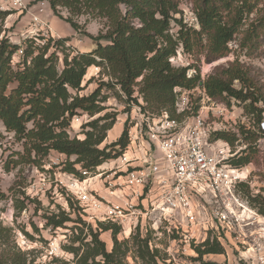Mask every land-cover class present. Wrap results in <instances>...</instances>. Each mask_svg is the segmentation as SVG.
I'll return each mask as SVG.
<instances>
[{
  "label": "trees",
  "instance_id": "trees-1",
  "mask_svg": "<svg viewBox=\"0 0 264 264\" xmlns=\"http://www.w3.org/2000/svg\"><path fill=\"white\" fill-rule=\"evenodd\" d=\"M40 1H46L54 14H58L57 8L66 9L69 17L59 18L76 34L81 33V27L74 18L81 16L102 21L105 33L94 37L97 42L94 50L74 54L69 47H64L68 39L53 42L41 37L27 38L21 44L23 55L19 63L12 66V57L20 45L11 43L3 34V24L11 13L0 10V124L6 133L13 134L12 139L21 147V151L10 155L9 163L5 162V171L9 170V164L12 168L35 166L42 170L54 153L66 158L60 164L63 172L83 179L81 171L94 172L109 160H115L129 142L125 126L116 141L99 148L116 123L115 113H105L103 103L107 97L102 94L103 89L115 91L118 87L128 106L136 102L137 89L144 104L139 105L141 112L151 115L165 112L174 119V89L189 91L202 82L198 69L188 76L190 67L171 65V58L179 47L194 57L203 55L207 63L226 57L233 42H238V48L245 49L249 57L264 47V13L258 10L262 0H188L193 5L198 30L188 29L174 19V15L179 14L175 0ZM172 21L179 25L175 38L169 34ZM101 40L108 44L102 45ZM51 48L55 50L51 52ZM58 50L63 56L61 70H58ZM93 67L98 68L107 81L100 80L92 92L81 95L93 81V78L85 81L87 71ZM202 88L213 101L226 105L231 101L240 102L244 114L254 119L257 133L264 136V131L259 130L264 114V91L238 59L226 67H217L203 81ZM116 96L120 98L119 93ZM79 115L91 118L99 115L84 123L83 139L69 134L72 119ZM214 136L216 141L223 140L231 146L237 140L224 133H214ZM240 137L244 142L249 141L243 131ZM3 138L0 132V142ZM71 157H75L73 162L69 161ZM255 157V150L246 147L229 163L235 168H243ZM238 192L264 216V199L250 197L244 184ZM69 199L72 201L71 197ZM27 201L28 198L15 200L18 213L26 208ZM68 206L69 211L73 209L70 202ZM43 218L45 226L53 230L63 228L67 223L73 225L70 228L71 245L65 250L73 255L74 264H128L129 254L134 262L141 264L164 261L157 249H150L149 236L140 237L136 232L130 235L129 242H119L117 236L121 227L116 224L106 222L93 226L82 221L79 215L72 219L71 214L64 211L46 214ZM4 232L0 227V264H20L12 253L2 249ZM105 232L111 234L110 251L100 240V233ZM191 247L196 255L193 261L200 264H214L202 259L224 253L222 245L210 236Z\"/></svg>",
  "mask_w": 264,
  "mask_h": 264
},
{
  "label": "rangeland",
  "instance_id": "rangeland-1",
  "mask_svg": "<svg viewBox=\"0 0 264 264\" xmlns=\"http://www.w3.org/2000/svg\"><path fill=\"white\" fill-rule=\"evenodd\" d=\"M175 1L178 3L179 14L174 15V19L181 21L188 29L198 30L199 27L197 25L192 3L188 0ZM27 8H29V6ZM121 9L124 10V7H121ZM258 10L264 13V0L261 1ZM48 11L55 17L50 23L48 20V24L51 26L54 21L58 19L61 20L59 17L63 19L69 17L68 11L64 8H57L58 14L52 13L50 8ZM22 16H28L26 11H24ZM61 21L64 22L63 20ZM74 21L81 27V33H75L77 36L66 38L54 33L56 38L52 41L68 39L69 41L65 43L64 47H69L71 51H73V54L76 52L88 53L94 50L97 46L94 37L104 35L105 33L103 22L98 19H91L89 16L77 17L74 18ZM5 22L2 27L3 34L9 39V41L23 42L28 37L27 32L24 34L21 31L18 34L16 33L14 28L18 22L12 23L13 25L9 26V28H5ZM178 27L179 25L176 22H171L169 34L174 38L179 29ZM57 35L59 38H57ZM100 43L102 45L108 44L106 40H101ZM230 48L231 52L226 57L212 63H207L203 55L194 57L185 53L182 47H179L176 50L175 56L171 58V65L175 68L190 67L191 69L187 73L188 76H191L195 70L198 69L200 71L201 81L203 82L209 75L213 74L217 67H226L227 64L238 59V62L249 71L250 75L260 86H262L264 91V47H262L257 54L250 57L247 56L245 49L240 50L238 48V42H233L230 45ZM54 50V48H51V52ZM57 55L59 57L58 70H61L63 56L59 50ZM90 78H93L92 83L81 93V95H86L92 92L97 87L100 80L107 81L105 75H100L99 69L95 67L90 68L87 71L85 81ZM116 93H119L120 98L116 96ZM102 94L107 97V100L103 103V106L106 108L105 113H115L116 123L113 129L107 133L104 143L99 147L100 149L105 145L116 141L125 126L128 128V137L130 131L133 130L136 125H138L137 129H139L140 125H142L141 115L149 118L157 116L141 112L139 105L144 106V104L137 93V89L134 94L136 102H131L129 106L125 103L126 99L119 91L118 87L115 91L103 89ZM177 95L178 94H176V104L178 102ZM187 101L188 106L184 112H178V107L175 104L174 119L179 121H184L187 118L191 119L201 107L205 108L204 112H206V109L208 108L214 107L213 109H215L216 105H222L224 107V111L218 110L213 115L209 111L208 114L205 115V122L212 129L208 136V141L212 144L210 148L211 150H215L217 148L225 147L223 140L217 142L214 136V133H224L228 138L234 136L237 139L232 146L228 144V147L234 155L232 158L239 157V152L246 147L254 149L256 153L255 160H253L251 164L241 168L245 170L244 173L247 174L245 182L241 184L248 187L250 197H261L264 199V136L257 133L258 127L255 124L254 119L252 117H247L244 114L243 105L240 104V102L231 101L230 105H226L225 103L212 100L214 106H211L210 104L201 103L196 93L194 95H189ZM98 116L99 115H96L93 118L87 115L74 117L70 124V136L83 139V136L81 135L82 126L85 122L92 121ZM77 121H79V124ZM142 127L144 128V126ZM0 131H3L1 124ZM241 131L246 133V136L249 139L248 142H244L243 138L240 137ZM12 138L4 136L0 142V161L4 164L5 162L9 163V161H11L10 155L12 153L21 151L20 145L15 143ZM59 157L57 154L51 153L50 157L45 162V165L41 167L42 170L35 166H18L12 168V165L9 164V170L5 171L3 169V173H0V195L4 196L3 198H0V227L5 230L2 239L4 242L2 249L12 253L20 261V264H74L73 255L65 250V247L71 245L70 238L72 232L70 228L73 225L67 223L65 224V227L53 230L51 227L45 226L46 221L43 218L46 214H58L61 213V211H64L66 214L70 213L71 218L74 220L79 215L80 219L83 221V214L80 211L77 202L74 199L71 201L69 196L67 197L66 195V190L58 183L61 179L60 176L65 173L62 170L63 166L60 164L66 161V158L63 156L59 155ZM232 158H230L229 161ZM14 159H16V157H14ZM74 160L75 157L69 159L70 162H73ZM112 167H114L113 160H109L99 167V171L101 172V169L108 171ZM97 171L98 170L94 172L97 173ZM98 182L99 181L96 183ZM99 186L100 184L98 187ZM239 195L259 217L264 218V216L260 215L255 208L250 206L247 199L241 194ZM24 198H28L31 202L27 201L25 203L26 208L18 213L15 208L17 203L15 200L23 201ZM68 202L73 205V209L70 210L71 212L68 209ZM164 221L166 220H163V218L159 219L154 214L146 221L145 228L141 234L139 231H136L140 237H150V249H157L160 253V258H164V261H159V264H200L199 262L193 261V259L196 258V255L193 252L191 245L202 243V239L204 240L205 237V240L208 236L211 238L215 237L217 232L211 231L205 234L202 230H198L194 234L197 236L195 242L187 243L179 235L175 234L173 227H167L168 225ZM260 222L263 224L264 220ZM255 232L256 226L254 225L253 227L246 229L244 234L249 241H252ZM129 236L130 235H128L126 229L123 231L121 228L117 239L119 242H129L132 238V236ZM236 238L237 235L224 238L222 241L224 253L222 255L205 256L202 261L214 264L250 263V261L245 262L242 259L241 253H243V249L238 242L240 239ZM100 240L106 244L107 250L110 251L112 248L110 232L100 233ZM131 256L132 254H129L126 258L128 264H141L139 261L134 262Z\"/></svg>",
  "mask_w": 264,
  "mask_h": 264
},
{
  "label": "built area",
  "instance_id": "built-area-1",
  "mask_svg": "<svg viewBox=\"0 0 264 264\" xmlns=\"http://www.w3.org/2000/svg\"><path fill=\"white\" fill-rule=\"evenodd\" d=\"M34 1L37 4L31 11L27 8L28 0H0V10L19 14L26 11L27 38L55 39L47 20L48 3ZM17 44L20 47L12 57V66L23 55L22 42ZM174 93L178 94V112H184L189 95L195 93L201 103L214 106L199 85L189 91L176 88ZM213 108L204 112L201 107L194 117L184 121L172 119L165 112L151 118L141 115L142 125L130 131L128 145L113 160L114 167L101 172L98 167L97 173L83 170V179L65 173L60 176L58 183L67 197L77 202L83 221L93 226L110 222L131 235L136 231L141 234L146 221L155 214L187 243L195 242L198 230L205 234L216 231L215 238L221 245L224 238L237 235L243 249L242 259L250 261L248 264H264V223L260 222L264 218L238 193L247 174L230 165L229 159L234 155L227 143L224 148H210L208 136L212 129L206 124L205 115L225 110L222 105ZM259 130L264 131V114ZM0 132L13 137L4 129ZM3 166L0 161V173ZM254 225V239L249 241L244 231Z\"/></svg>",
  "mask_w": 264,
  "mask_h": 264
},
{
  "label": "crops",
  "instance_id": "crops-1",
  "mask_svg": "<svg viewBox=\"0 0 264 264\" xmlns=\"http://www.w3.org/2000/svg\"><path fill=\"white\" fill-rule=\"evenodd\" d=\"M28 2H29L28 3L29 9L32 11L36 7L37 2L34 0H28ZM54 18L55 17L52 16L51 13H48L47 20H49V23L52 22ZM14 22H18L14 28L17 34L20 33V31L23 34L26 33L27 31L26 28L28 27V23H29L28 16H22V14H19L17 12H12L6 19L5 28H9V26H12L13 25L12 23ZM49 26L54 33L58 34L59 36L63 38L77 36L68 24H66L65 22H62L59 19L54 21L52 26L51 25ZM10 42L15 43V44L19 43V42L12 41V40H10Z\"/></svg>",
  "mask_w": 264,
  "mask_h": 264
},
{
  "label": "water",
  "instance_id": "water-1",
  "mask_svg": "<svg viewBox=\"0 0 264 264\" xmlns=\"http://www.w3.org/2000/svg\"><path fill=\"white\" fill-rule=\"evenodd\" d=\"M202 85H203V82H200V83H199V86L202 87Z\"/></svg>",
  "mask_w": 264,
  "mask_h": 264
}]
</instances>
